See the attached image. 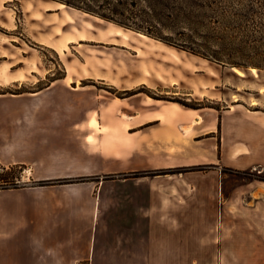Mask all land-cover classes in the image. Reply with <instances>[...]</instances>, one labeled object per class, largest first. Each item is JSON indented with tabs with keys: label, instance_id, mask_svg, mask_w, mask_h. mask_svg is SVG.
I'll return each mask as SVG.
<instances>
[{
	"label": "crops",
	"instance_id": "crops-1",
	"mask_svg": "<svg viewBox=\"0 0 264 264\" xmlns=\"http://www.w3.org/2000/svg\"><path fill=\"white\" fill-rule=\"evenodd\" d=\"M118 71L141 84L129 64ZM133 99L94 97L97 107L52 127L19 108L0 113V166L26 167L25 184L0 188V264H264V207L249 201L236 219L223 207L264 198V183L234 189L227 174H264V112Z\"/></svg>",
	"mask_w": 264,
	"mask_h": 264
},
{
	"label": "rangeland",
	"instance_id": "rangeland-1",
	"mask_svg": "<svg viewBox=\"0 0 264 264\" xmlns=\"http://www.w3.org/2000/svg\"><path fill=\"white\" fill-rule=\"evenodd\" d=\"M67 2L97 10L117 5L121 10L116 18L136 28L172 36L178 42L182 24L172 16V7L174 14L177 12L179 16L178 8L186 2L264 0H0V113L19 108L29 114V118H40L44 126L52 127L57 126L55 120L59 117H67L65 119L70 123L68 115L71 112L81 113L97 107L98 102L94 101V97L97 99L100 96L103 100L116 102L117 99L130 97L136 102L139 98H149L152 102H175L194 110L221 111L233 106L235 110L264 112V71L224 67L142 32L81 11ZM50 5L52 8L48 9ZM218 5L221 7L222 3ZM66 15L76 19L78 26L67 27L62 35L52 31L57 26L47 27L55 20L64 21ZM172 18L176 20L172 21ZM159 21L172 24L173 29H166ZM111 29H117L122 34L114 42L83 38L84 33L90 31V34L97 36ZM66 34L75 37L74 40H65L62 36ZM47 41L61 44L64 51L58 52ZM117 64L140 67L135 72L138 75L137 83L141 84L117 79V73H127L117 72ZM54 82L56 85L52 90L36 95ZM122 85L135 87L123 90ZM207 86H210L209 90L205 89ZM67 88H78L89 93H72ZM253 102L257 104L253 105ZM25 169L23 165L11 169L0 166V188L25 184ZM227 174L233 175L229 185L234 189L249 182L264 183V174L258 171H228ZM249 201L255 204L260 202L264 207V198H250L247 194L243 198L226 200L223 207L232 208L236 219L237 213L249 205ZM218 207L222 208L221 201ZM221 233L235 236L240 231L221 228L216 231L218 236ZM232 243L235 241H228L227 245L231 247Z\"/></svg>",
	"mask_w": 264,
	"mask_h": 264
},
{
	"label": "trees",
	"instance_id": "trees-1",
	"mask_svg": "<svg viewBox=\"0 0 264 264\" xmlns=\"http://www.w3.org/2000/svg\"><path fill=\"white\" fill-rule=\"evenodd\" d=\"M218 3H222V6L220 7ZM67 4L121 27L142 32L224 67L255 68L264 71V2H186L178 8L179 16L177 12L174 14L175 9L172 7V16H175L182 24L181 39L178 42L172 36H162L144 28H136L116 18L121 10L117 5L97 10L70 2ZM176 19L172 18V21ZM159 23L166 29H173L172 24L160 21ZM182 171L170 170L164 173L176 174ZM153 174L151 172L137 173L136 176ZM85 180L87 179H65L35 184L46 186Z\"/></svg>",
	"mask_w": 264,
	"mask_h": 264
},
{
	"label": "bare ground",
	"instance_id": "bare-ground-1",
	"mask_svg": "<svg viewBox=\"0 0 264 264\" xmlns=\"http://www.w3.org/2000/svg\"><path fill=\"white\" fill-rule=\"evenodd\" d=\"M61 6H63L62 4H60ZM52 5H50V7H48V9H51ZM73 17H70L68 15H66V17H64V21L63 20H55L52 24H48L47 27H51V26H57L56 29H53L52 28V31L56 32L57 35H62L64 34L63 33V30L66 29L67 27H70L71 26H78V22L76 19H74ZM89 29V28H88ZM90 31V30H89ZM53 32V33H54ZM90 33H92V31H90ZM90 33H84V36L83 38H87V39H96V40H102V41H105V42H114L116 41V38L118 37H121L122 34L117 31V29H111L109 32H107L106 34H101L99 33L97 36L93 35V34H90ZM143 37H145L144 35H142ZM62 37H65V40L67 41H71L74 40L75 37H72L71 35L69 34H66L65 36H62ZM126 39V38H125ZM49 43V45H51L54 49H56L58 52H62L64 51L62 46H60L61 44L55 42V41H47ZM101 64V63H100ZM102 65V64H101ZM135 69H141L140 67H135ZM144 71V70H142ZM238 73H241L239 70H236ZM253 71L255 72V69H253ZM107 83V82H106ZM37 94V93H36ZM257 103L256 102H253V105H256ZM97 126V124H95ZM184 130H186V128H184Z\"/></svg>",
	"mask_w": 264,
	"mask_h": 264
},
{
	"label": "built area",
	"instance_id": "built-area-1",
	"mask_svg": "<svg viewBox=\"0 0 264 264\" xmlns=\"http://www.w3.org/2000/svg\"><path fill=\"white\" fill-rule=\"evenodd\" d=\"M88 264H91V263H88Z\"/></svg>",
	"mask_w": 264,
	"mask_h": 264
}]
</instances>
